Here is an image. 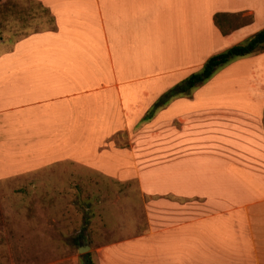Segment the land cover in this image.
Segmentation results:
<instances>
[{"label":"crops","instance_id":"0c3cea01","mask_svg":"<svg viewBox=\"0 0 264 264\" xmlns=\"http://www.w3.org/2000/svg\"><path fill=\"white\" fill-rule=\"evenodd\" d=\"M28 1L53 27L0 53V179L72 161L136 180L154 209L137 239L150 259L134 264H264V51L143 121L211 56L264 29V0ZM239 15L249 20L230 22ZM120 133L130 145H115Z\"/></svg>","mask_w":264,"mask_h":264},{"label":"rangeland","instance_id":"374dc122","mask_svg":"<svg viewBox=\"0 0 264 264\" xmlns=\"http://www.w3.org/2000/svg\"><path fill=\"white\" fill-rule=\"evenodd\" d=\"M248 18L239 15L230 22L243 24ZM217 23L226 28L224 17ZM52 27L50 14L39 4L0 0V53L17 39ZM114 143L130 145L126 133ZM153 209L152 198L140 191L136 180L119 181L72 161L1 178L0 264H84L86 254L93 264L150 259L145 254L150 253L149 239H137L149 235ZM164 221L155 218V225ZM116 245L113 263L109 253ZM84 246L89 248L79 253Z\"/></svg>","mask_w":264,"mask_h":264},{"label":"trees","instance_id":"16d2710c","mask_svg":"<svg viewBox=\"0 0 264 264\" xmlns=\"http://www.w3.org/2000/svg\"><path fill=\"white\" fill-rule=\"evenodd\" d=\"M51 20L53 22L52 17ZM215 21L217 23V15L215 16ZM263 51L264 29L257 32L244 43L234 45L221 53L211 56L198 72L192 73L182 82L165 92L146 113L143 117V121L150 120L154 116V113L163 108L170 100L181 96H188L193 88L206 83L213 77L218 69L226 66L233 60ZM81 258L84 264H93L89 258V254L83 255Z\"/></svg>","mask_w":264,"mask_h":264},{"label":"water","instance_id":"95a60500","mask_svg":"<svg viewBox=\"0 0 264 264\" xmlns=\"http://www.w3.org/2000/svg\"><path fill=\"white\" fill-rule=\"evenodd\" d=\"M88 248H89L88 246L80 247L78 249V251H79V253H82L83 254L86 251V249H88Z\"/></svg>","mask_w":264,"mask_h":264}]
</instances>
